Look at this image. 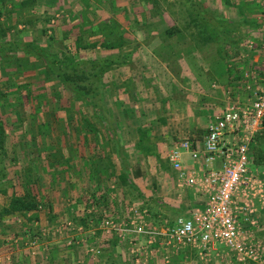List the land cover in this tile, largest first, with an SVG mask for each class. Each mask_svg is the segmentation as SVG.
I'll return each mask as SVG.
<instances>
[{
  "label": "rangeland",
  "instance_id": "1",
  "mask_svg": "<svg viewBox=\"0 0 264 264\" xmlns=\"http://www.w3.org/2000/svg\"><path fill=\"white\" fill-rule=\"evenodd\" d=\"M198 1L202 5H208L215 12V16L228 19L229 22H226V25L230 24L233 32L230 42L236 44V49L231 48L228 43L226 44L228 54L222 62L227 71L222 77L215 76L213 69L212 80H208L207 66H204L210 63L214 67L221 62L218 45L224 44L225 38L223 37L220 42L209 40L205 43L200 40L201 49L199 48L193 54L185 56L186 61L184 60L185 67L183 66V69H188L187 72L198 73L200 79L206 82V89L211 84L212 90L218 89L215 86H223L222 81L225 80L226 82V79L228 84L241 82L240 85L237 84L239 88L244 87V82L248 83L246 87L250 85L248 82L250 79H253V82L259 78L264 79V23L261 21L264 15V5L261 3L264 0ZM190 2L191 0H33L28 4L29 7L25 8L24 16H22L25 21H29L28 24L24 25L22 22H17V17L14 19L16 22L13 26L9 24L11 31H14V36L21 38L19 34L25 31L26 34L30 35L36 18L42 17L39 28L34 31L36 41L49 47L51 52L58 53L60 56V53L71 55L76 62L78 61L76 68L80 70L86 67L85 62L82 63L84 58L91 60L97 56L102 58L113 54L129 57L127 61L125 60L124 66H112L100 78L99 88L102 95L96 100L102 104L97 110L98 114H101L100 117L96 116V113L89 109L87 104L65 91L55 78L48 75L45 70L46 66L39 59L25 53L6 54L0 57V80L2 83L0 93V175L5 173L4 180L0 181L1 210L6 202L10 206L12 198L17 194L29 193L37 198L40 191L37 192L35 185L38 186L39 190L48 185L49 188H52L53 195L55 191H63L55 188V184L48 182L47 178L43 182L38 180L46 175L45 172L52 169V166L48 167L50 161L61 164L70 158L78 157L81 159V154L84 155L88 152L82 144H88L86 142L90 140L93 144L100 141L99 143L108 145L100 147L101 154L104 153L101 161L104 163V160L110 162L112 159L114 160V164L111 163V174L114 171L116 173L118 170H124V167L118 166L116 155L117 153L123 155L126 150H115L114 143L109 140L107 131H105L106 127L113 128L120 99L125 98L124 100H127L126 97H128L127 94L126 97L121 96L116 83L119 84L118 81L128 74L135 78L143 72V75L151 76L148 78L150 81H147L150 83L147 88L148 92L149 89L156 86L153 77L160 85L156 90L149 92L153 94L150 96L151 98H156L157 94H159L158 96L167 95V88L168 91L171 90L174 78L179 77L182 66L180 67L179 60H174L173 57L168 56V49L166 51L167 46L165 47L163 43L162 35L170 25L180 26L185 32L191 28L192 32L198 34L200 29L193 25L190 11L186 6V3ZM4 11L7 15L8 9L4 7ZM4 11H1L0 7V19ZM110 30H114V32ZM104 33L108 35H104ZM5 36L6 33L0 32V42L5 41L3 38ZM76 36H80L82 45L76 46ZM108 41H111L114 47L104 48L102 46ZM93 44H97V46L93 47ZM84 45H88V48L84 49ZM184 48H186L185 44H179L177 50ZM238 61H244L243 63L240 62L241 68L235 67V63ZM167 70L172 72L167 73ZM246 74H249L250 77L246 78ZM86 76L82 75L83 84L89 83L88 85H90L92 79L90 77L87 82ZM257 77L259 78L256 79ZM260 82L263 83L262 87L264 88V80ZM92 84L89 86L91 89L94 87ZM255 86L258 87V83ZM124 87L130 93L129 85L126 84ZM247 98H249L247 95L244 98L242 96L240 98L243 99L241 103L243 104ZM228 101L229 99H227V103ZM69 114L73 116H69ZM98 132L100 134H97ZM259 148L257 146L255 151L252 149V170L262 179L264 187V162L260 164L257 161V154L260 153ZM103 149L107 151H103ZM96 153L94 151L97 156ZM109 154L112 156L111 158H108ZM151 154V158H147V162H150L151 166L136 168V171L137 169L145 170V173L149 174L148 180L150 181H141L137 187L140 190L143 189L144 191H142L146 193L147 197L154 200L150 203L152 207L150 205L146 209L150 211L153 217H158V214L163 217L165 214L161 213L166 211L162 210L163 212H161L155 202L166 201L169 200L167 198L174 197L171 189H166L169 180L164 179L169 167L167 152L157 149ZM188 160H191L190 156L185 155L183 162L186 163ZM101 164L99 173L100 171L101 173L107 172L110 169L108 163H104L102 167ZM113 165L116 168H113ZM64 169L59 170L65 173ZM136 174L138 173L136 172ZM39 175L41 176L39 177ZM27 178L30 182L32 180L37 182L31 187L30 192H28L29 187L24 184ZM52 183H54L53 179ZM23 186L26 188L23 189ZM61 193L65 197V193ZM59 201L62 202L60 205L64 206L65 199ZM138 203L136 204L137 208H144L143 203ZM258 206V216L256 217L260 230L255 235L264 244V211L262 213L260 205H257V208ZM143 210L140 212L146 216ZM65 214L63 212L58 215L56 220H53L58 224L54 229H56L58 236L68 239L66 246L69 248H82L87 254L90 248L98 249L101 254L95 255L96 261H92L91 264L101 259L98 256L102 257L101 260L107 261V263L112 262V264H146L147 262L144 263L143 259L147 258L153 260L152 264H166L165 261H161V257L163 260L166 256L162 250L151 255L150 249L145 248L141 251L143 258L141 259L140 256L132 253L131 247H127L123 241H119L120 239L118 240L116 237L119 235L114 232L104 231L102 233V235H108V239L115 240L108 249L102 250L98 244L90 245L87 239L88 235L85 236L82 216L76 214L74 217H70V215ZM52 219H54L53 216ZM156 220L158 219L156 218ZM93 226L95 225L93 224ZM92 230L96 233V228ZM81 235L83 236L80 238ZM53 236L52 238H54ZM73 236H78L79 239L76 240ZM94 238V242H96L98 237L94 236ZM80 239L87 242L85 241L80 246L78 244ZM85 244L89 245L87 249H84L86 248ZM176 254L171 252L168 255L176 257ZM188 256L189 259H186ZM89 257H91V253ZM171 264L226 263L221 262L220 257L216 255L210 261L204 262L193 252L192 255L178 257Z\"/></svg>",
  "mask_w": 264,
  "mask_h": 264
},
{
  "label": "crops",
  "instance_id": "2",
  "mask_svg": "<svg viewBox=\"0 0 264 264\" xmlns=\"http://www.w3.org/2000/svg\"><path fill=\"white\" fill-rule=\"evenodd\" d=\"M31 1L33 0H0L1 11H4V7L8 9L6 12L7 15L4 11L0 19V32L6 33V36L3 37L5 41L0 42L1 44L9 42H23L27 45L38 43L35 39L34 31L39 28L42 17L38 16L36 18V23L33 25L30 35L26 34L24 31L19 34L21 38L15 37L14 31H11L9 28V24L13 26L16 22L14 20L16 17L17 22H22L24 25L28 24L29 21H25L22 16H24L25 8L29 7L28 4ZM261 5H264V1H262ZM15 12L16 14H14ZM168 56L176 60L174 56L169 55V51ZM177 60L181 63L179 65L180 67L182 66V70L178 75L179 77L174 78L171 90L168 91L167 88L166 94L168 96H158L159 94H157L156 98H151L150 96L153 94L149 92L156 90L160 85L156 78L153 77L156 86L155 88L149 89L148 92L147 88L150 83L147 81H150L148 78L151 76L148 74L145 76V74H142L143 72L140 76H136L135 78H133L131 74H128V76L118 81L119 84L116 83L121 96L127 94L128 97L125 96L127 100H124L125 98L120 99V105H118L119 108L113 121V128L109 129L106 127L105 131H107L106 133L109 136V140H112L114 143L115 150H126L123 155H121V153H117L116 155L118 157L117 164L121 168L124 167L123 171L118 170L116 173L114 171V173L111 174V163L114 162L112 159L111 162L104 160V163L110 165V169L107 170V172L103 171L101 173L100 171L99 173L101 162V167L104 164L103 161H101V158L104 157V153L101 154L102 151L100 147L106 146L107 144L99 143L100 141L93 144L89 139L90 141L86 142L88 144H82L83 148L88 150V152L84 153V155L81 154V159H78V157L74 159L70 158L68 161L65 160V162L61 164L50 161V163L48 162V167L52 166V169L45 172L46 175L38 180L43 182V180L47 178L48 182L53 185L55 184V188L63 190L61 192L65 193V197L60 191H55L53 195L52 188H49L48 185L43 186L41 190L35 185L37 192L40 191V195L37 196V199L42 203L37 210L31 212L16 211L8 213L6 212L9 208L8 202L4 204L2 210L0 208V264H91L92 261H96L95 255L91 254V257H89V251L87 254L82 248H69L66 246V241L68 239L58 236L56 229H54L58 224L53 220H56L58 215L63 212L70 215V217L80 214L83 218L82 225L85 226V236L88 235V243L93 246L94 244H98V246L104 250L111 247V244H113L115 240L108 239V235H102L105 231L101 228L102 220L106 217L117 222L128 220L129 217L132 216V210H139V208H142H137L136 204L138 201H140L138 204L143 203L142 205L144 208L142 209H144L143 211L146 214L147 224L150 227L161 229L172 226L178 217H186L195 209L205 208L206 198L199 193L198 190L190 187H180L177 172L174 170L169 157L170 153L184 140L190 141L193 145H201L213 116L215 113L225 108L227 99H232L241 103L243 99L240 98H242V96L244 98V96L247 95L249 98L245 99V102H243V104H247L251 99L250 93H252V91L246 87L248 83L244 82V87L239 88L238 85H240L241 82L238 81L228 84L227 79L226 82L225 80L222 81L224 84L223 86H215V88L218 87L217 90H212L211 84H208L209 86L206 89V82L200 79L198 73L187 72L188 69H183L185 67V58ZM240 62L243 63L244 61L236 62L237 64L235 63V67L241 68ZM123 64L124 62L117 66H124ZM206 66L208 71L207 76H209L208 80H212V71L214 67H212L210 63L206 64L204 67ZM171 72V70H167V73ZM258 78L259 77L256 79ZM259 80L262 81L264 79L262 78L261 80L259 78ZM259 80L253 82V79H250L248 82L251 88L263 91V83ZM254 83H258V87H256ZM126 84L129 85L130 93L126 91L124 87ZM97 134H100V132ZM49 146L50 144L48 147ZM157 149L167 152L169 167L165 177H163L169 180V185L166 189H171L174 193V197L167 198L169 200L155 202V205L161 212H163L162 210L166 211L161 213L165 214L163 217L159 216V214L158 217H153L150 211L146 209L149 208L151 205L150 203H152V201L154 202V200L147 197L143 189L142 191L137 187L138 183L141 181L145 182L148 180L149 174L141 169H137L136 171V168L151 166V163L147 162V158L150 159L151 153ZM94 151L97 152V156L94 154ZM103 151L107 150L103 149ZM111 157L112 156L109 154L108 158ZM186 164L193 170L201 168V164L193 160H188ZM154 165H156V163H154ZM113 168L116 167L113 165ZM59 169H64L65 173H62ZM136 172L138 174H136ZM40 176L41 175H39V177ZM28 178L24 184L29 187L28 192H30L31 187L37 182L36 180L30 182ZM52 179L54 183H52ZM21 183L24 185L22 181ZM26 186H23V189H25ZM150 189L152 190V188ZM24 195L25 193L23 195L17 194V196ZM63 198L65 199L64 206L60 205L62 202L59 201ZM142 209H140L139 212ZM263 211L264 208L261 212L263 213ZM52 216L54 219H52ZM156 218L158 220H156ZM93 224L95 226H93ZM94 228H96V233L92 230ZM52 229H54V231H52ZM52 236L54 238H52ZM82 236L83 235H81L80 238ZM94 236L98 237L96 242H94ZM74 237L76 240L79 239L78 236H73V238ZM116 237H118V240L120 239L119 241H123L125 246L131 247L129 245V239H123L119 236ZM85 241L86 240L80 239V243L78 244H83ZM34 243L36 245H34ZM163 243V239H158L153 245L148 246L147 238L145 236H139L136 246L141 251L145 250V248L150 249L151 255H154V252L158 253V250H162V252L166 253V256L163 260L161 257V261H165L166 264H171V262L178 259V257L181 258L188 254L192 255L193 252L198 256L196 250L171 248L170 245L166 246ZM87 246L89 245L85 244L86 248L84 249H87ZM152 248L154 249L152 250ZM174 250L176 251L174 252ZM141 251H139V255L137 254L136 256H140L141 259H143ZM171 252L173 254L177 253V256L168 255ZM186 252L188 253L186 254ZM100 254L101 252L98 255ZM98 257L102 259V257ZM101 259L93 264H112V262L107 263V261ZM186 259H189V256L186 257ZM145 261L147 262L146 264L153 263V260L150 258L143 259L144 263Z\"/></svg>",
  "mask_w": 264,
  "mask_h": 264
},
{
  "label": "built area",
  "instance_id": "3",
  "mask_svg": "<svg viewBox=\"0 0 264 264\" xmlns=\"http://www.w3.org/2000/svg\"><path fill=\"white\" fill-rule=\"evenodd\" d=\"M247 87L252 91L248 103L229 99L213 116L201 145L184 140L170 153L180 187L198 190L206 198L204 209L178 217L164 229L150 227L139 210H132V216L122 222L106 217L101 228L129 239L135 255L141 251L136 246L138 237L145 236L148 246L163 239L166 246L196 250L204 262L216 255L226 264H264V244L255 235L260 230L257 205L264 207V187L252 170L251 157L256 135L264 128V90ZM185 155L201 168L188 167ZM89 252L100 253L93 248Z\"/></svg>",
  "mask_w": 264,
  "mask_h": 264
},
{
  "label": "trees",
  "instance_id": "4",
  "mask_svg": "<svg viewBox=\"0 0 264 264\" xmlns=\"http://www.w3.org/2000/svg\"><path fill=\"white\" fill-rule=\"evenodd\" d=\"M186 6L189 9L191 21L194 22V26L200 29L198 34L192 32L191 28L187 29L188 32H185L180 26L170 25L168 29L163 33V43L169 51L170 56H174L175 59L185 58L187 55H191L196 50L201 49L200 40L203 42H208L209 40L213 42H220L221 38H225L224 44L218 45V51L220 56V61L214 66L215 76H224L226 74L227 68L222 62L223 58H227V49L226 44L228 43L231 48L236 49V44L231 43V33L232 29L230 24L226 25V22H229L226 18H221L215 16V12L208 6L202 5L198 0H191L190 3H186ZM114 32V30H110ZM190 31V32H189ZM104 35H108L105 34ZM190 38V39H188ZM176 40L175 42H170ZM76 46L81 44L80 36L75 37ZM210 43V42H209ZM111 41H108L107 44H102L104 48H112ZM179 44H185L186 48L178 49ZM97 44H93V47H96ZM88 45H84V49H87ZM23 52L32 57L39 59L46 67L47 74L55 78L62 86L65 91L76 99L87 104L89 109H91L96 116H101L98 114L97 110L102 105L101 102L96 101L101 95L100 91V78L106 71L112 68V66L118 65L120 63L127 61L129 56H120L119 54H113L110 56L99 57L97 56L94 59L87 60L83 59L82 63L85 62V68L77 69L75 58L66 53L51 52L49 47L40 45L38 43H33L27 45L23 42H9V43H0V57L5 56L7 53H17ZM82 75H87L86 81L88 82L90 77V85L94 87L89 88L90 85L83 84ZM2 90V83L0 80V93ZM59 112V110H57ZM69 116H73L69 114ZM258 147L260 153L257 154V161L261 163L264 162V128L261 129L254 140L253 148L254 151ZM1 149V148H0ZM5 173L0 175V181L4 180ZM41 205V202L31 194H25L24 196H14L11 200L9 208L6 210L8 213H13L16 211H25L31 212L37 210Z\"/></svg>",
  "mask_w": 264,
  "mask_h": 264
}]
</instances>
